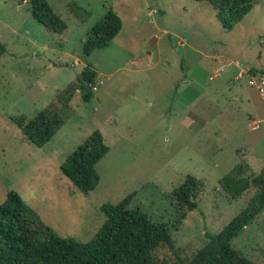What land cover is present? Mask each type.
I'll use <instances>...</instances> for the list:
<instances>
[{"label":"rangeland","instance_id":"obj_1","mask_svg":"<svg viewBox=\"0 0 264 264\" xmlns=\"http://www.w3.org/2000/svg\"><path fill=\"white\" fill-rule=\"evenodd\" d=\"M49 3L67 23L63 33L46 31L25 0H0V203L15 190L56 233L85 242L106 219L102 204L134 193L127 208L171 229L174 249L157 255L187 259L255 193L233 199L220 177L239 162L248 174L264 167V0L232 30L207 1ZM70 5L83 10L75 16ZM108 9L122 26L86 55L82 43ZM86 64L97 72L93 97L85 102L75 89L63 126L41 147L29 142L13 117L60 109L58 96ZM94 129L109 150L84 194L59 165ZM187 174L204 183L192 210L172 196ZM231 244L264 264V209Z\"/></svg>","mask_w":264,"mask_h":264},{"label":"trees","instance_id":"obj_2","mask_svg":"<svg viewBox=\"0 0 264 264\" xmlns=\"http://www.w3.org/2000/svg\"><path fill=\"white\" fill-rule=\"evenodd\" d=\"M36 21L46 31L63 33L66 21L55 11L49 0H25ZM207 1L216 10L217 18L224 29L232 30L252 8L256 0H198ZM69 11L76 16L82 7L76 5ZM122 21L112 9L89 30L82 43L83 52L88 55L93 50L106 46L119 32ZM3 48L0 45V53ZM251 71V69L249 70ZM97 72L91 64H86L76 77V87L72 84L58 96L60 109L39 111L26 120L24 115L13 117L14 123L29 142L43 146L63 126L64 117L70 115L69 102L75 89L81 91V99L89 101L93 97ZM109 150L103 134L94 129L87 138L71 151L59 168L69 181L87 194L99 182L96 163ZM243 162L235 164L219 179L222 189L229 197L236 199L250 187L255 188L251 200L247 202L219 232H205L206 242L190 257L178 258L174 264H256L231 244L232 239L264 209V167L258 173L246 172ZM204 183L192 174L172 191L177 203L192 210L197 207L196 196ZM134 193H130L116 203L105 202L100 209L105 214L104 223L94 236L79 242L56 233L31 208L15 190H8L0 203V264H167L166 259L157 255L161 247L174 249L171 229L151 220L139 208H127Z\"/></svg>","mask_w":264,"mask_h":264},{"label":"built area","instance_id":"obj_3","mask_svg":"<svg viewBox=\"0 0 264 264\" xmlns=\"http://www.w3.org/2000/svg\"><path fill=\"white\" fill-rule=\"evenodd\" d=\"M249 83L253 84V80L252 79H249L248 80ZM96 88V84L92 87L93 90H95ZM257 89L259 91V93L261 94L262 97H264V84L262 82V84H257Z\"/></svg>","mask_w":264,"mask_h":264}]
</instances>
